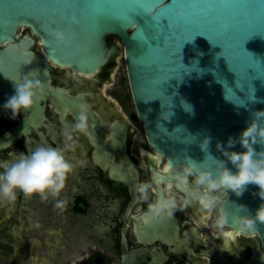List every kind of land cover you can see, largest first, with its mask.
Here are the masks:
<instances>
[{
	"label": "water",
	"instance_id": "obj_1",
	"mask_svg": "<svg viewBox=\"0 0 264 264\" xmlns=\"http://www.w3.org/2000/svg\"><path fill=\"white\" fill-rule=\"evenodd\" d=\"M138 5L157 7L142 12ZM111 9L138 13L134 23L100 15ZM45 24L51 26L45 29ZM22 25L31 32L20 33ZM50 28L62 29L68 42L52 37ZM112 35L123 42L133 102L148 142L170 165L192 159L198 167L211 166L208 155H219L217 141L237 137L251 112L264 109V0H0V105L14 91L13 81L30 73L44 85L34 105L38 122L47 95L56 92L47 58L95 72L115 51L107 41ZM78 99L66 97L74 109ZM88 109L84 102L85 122L91 125ZM110 136L99 150L103 167L117 152L120 161L112 164L111 174L128 183L136 197L139 173L126 151V130L117 126ZM206 136L208 150L201 147ZM236 150H241L238 143ZM257 191L250 184L242 196L229 191L224 201L228 225L260 239L256 254L244 264H264V223L245 229L235 215L240 204L254 214L261 203Z\"/></svg>",
	"mask_w": 264,
	"mask_h": 264
},
{
	"label": "flooded vegetation",
	"instance_id": "obj_2",
	"mask_svg": "<svg viewBox=\"0 0 264 264\" xmlns=\"http://www.w3.org/2000/svg\"><path fill=\"white\" fill-rule=\"evenodd\" d=\"M107 41L114 53L89 75L47 58L56 92L47 95L38 122L35 106L15 119L10 110L0 107V164L38 143L60 144L63 125L75 111L66 97L83 100L93 119L91 125L85 122L83 129L75 130L73 144L64 148L72 163L57 190L64 197L61 206L51 203L50 194L26 197L22 192L14 203H0V260L9 258L13 264H244L256 254L257 235L240 233L228 224L217 228L216 213L195 204L178 208L167 220L166 216L149 219L147 202L139 200L137 193L134 197L131 186L111 174L119 154H110L103 167L101 143L110 142L111 130L120 126L126 130V151L138 169L139 182L150 181L163 195L174 180L172 172L163 169L166 158L150 146L138 119L123 51L118 54L120 45L124 50L123 42L116 35ZM118 58L125 71L120 78ZM116 77L127 84L123 104L110 92ZM132 111L145 135L135 141ZM81 155L83 165L76 162ZM158 156L161 163L153 159ZM75 252L79 257L72 260Z\"/></svg>",
	"mask_w": 264,
	"mask_h": 264
},
{
	"label": "clouds",
	"instance_id": "obj_3",
	"mask_svg": "<svg viewBox=\"0 0 264 264\" xmlns=\"http://www.w3.org/2000/svg\"><path fill=\"white\" fill-rule=\"evenodd\" d=\"M48 31L61 43L68 42L62 29L50 28ZM13 89L0 107L10 110L11 118L15 119L37 103L44 85L40 79L25 73L20 82L13 81ZM76 105L71 119L63 125L58 146L38 143L30 151L16 153L12 159L0 164V203H14L21 192L26 197L39 194L43 198L50 194L53 205L61 206L64 203V197L57 195V190L63 182L65 170L72 163L70 157L65 155L64 148L73 144L74 131L85 126L83 100L78 99ZM162 115L165 120L169 119L168 113ZM237 143L241 150H236ZM209 144L210 138L204 137L202 149L208 150ZM258 144L261 145L259 149L256 147ZM216 148L219 155H208L214 161L209 167H198L192 159H177L171 166L174 180L167 184L163 195L150 181H140L136 185L138 199L147 202L146 215L149 219L170 217L178 208L195 204L209 213L215 212V226L224 228L230 214L224 204L228 192L242 196L252 184L258 186L254 194L261 198V203L254 214L247 211L246 205L240 204L241 211L235 215L245 229L253 228L257 221L264 223V109L253 110L239 135H229L226 142L217 141ZM76 162L83 165V155ZM150 192L153 194L151 198Z\"/></svg>",
	"mask_w": 264,
	"mask_h": 264
},
{
	"label": "rangeland",
	"instance_id": "obj_4",
	"mask_svg": "<svg viewBox=\"0 0 264 264\" xmlns=\"http://www.w3.org/2000/svg\"><path fill=\"white\" fill-rule=\"evenodd\" d=\"M26 30V27L23 28L22 31H20V33H23L24 31ZM122 46L120 45L119 48H118V54L121 56L122 55ZM118 77L120 78L121 75L124 74V62L121 58H118ZM116 77V81H115V84L111 87L110 89V92L114 93V95L118 98V100L120 101V103L123 104V100L125 98V93L127 92V84L125 83H122V81H119L120 79ZM126 111L128 113H130V108L129 106L127 105V107H125ZM132 121H133V124L135 126V131H134V134H133V138H134V141L137 140V139H143L145 137L144 135V132H143V128L141 127L140 123L138 122L136 116H135V113L134 111H132L131 115H130ZM73 251V250H71ZM0 264H13L12 262V259H9V258H2L0 260Z\"/></svg>",
	"mask_w": 264,
	"mask_h": 264
},
{
	"label": "snow or ice",
	"instance_id": "obj_5",
	"mask_svg": "<svg viewBox=\"0 0 264 264\" xmlns=\"http://www.w3.org/2000/svg\"><path fill=\"white\" fill-rule=\"evenodd\" d=\"M148 7H151L153 11L156 10V7L157 6H144V5H138L137 8L139 9V11H142V12H147V8ZM138 12L136 11H123V10H120V9H111V10H106V11H101L100 12V15L101 16H104V17H107L109 19H115V20H118L119 22H125V21H131L132 23L135 22L134 20V14H137ZM56 20H52L51 21V24L55 23ZM51 25L49 24H45L43 25V27L45 29L49 28ZM53 51H55V49H53Z\"/></svg>",
	"mask_w": 264,
	"mask_h": 264
},
{
	"label": "bare ground",
	"instance_id": "obj_6",
	"mask_svg": "<svg viewBox=\"0 0 264 264\" xmlns=\"http://www.w3.org/2000/svg\"><path fill=\"white\" fill-rule=\"evenodd\" d=\"M24 27H25V26H23V25L20 26V27H19V31H22ZM39 47H40V51H41L43 54H46L45 51H44V49L42 48L41 44H39ZM86 74H87V73H86ZM87 75H89V74H87ZM153 159L156 160L158 163H161V161H162V157H161V156H158L157 158H156V157H153ZM171 166H172V165H170L169 162L166 160L165 163L163 164V169H164L165 171H171ZM167 180H170V179H167ZM227 234H232V231H227ZM78 257H79L78 253L75 252V253L73 254V256H72V260L77 259ZM26 264H28V263H26Z\"/></svg>",
	"mask_w": 264,
	"mask_h": 264
}]
</instances>
